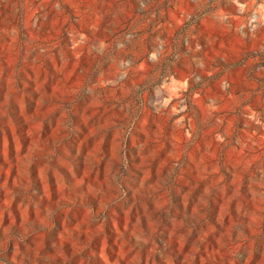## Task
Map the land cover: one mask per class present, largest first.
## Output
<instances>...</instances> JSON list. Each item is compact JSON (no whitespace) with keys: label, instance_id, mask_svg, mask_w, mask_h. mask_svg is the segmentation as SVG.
<instances>
[{"label":"rangeland","instance_id":"obj_1","mask_svg":"<svg viewBox=\"0 0 264 264\" xmlns=\"http://www.w3.org/2000/svg\"><path fill=\"white\" fill-rule=\"evenodd\" d=\"M0 264H264V0H0Z\"/></svg>","mask_w":264,"mask_h":264}]
</instances>
